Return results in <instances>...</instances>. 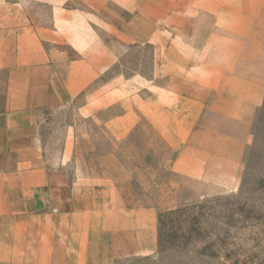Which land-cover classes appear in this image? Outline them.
I'll return each mask as SVG.
<instances>
[{"label": "crops", "instance_id": "obj_1", "mask_svg": "<svg viewBox=\"0 0 264 264\" xmlns=\"http://www.w3.org/2000/svg\"><path fill=\"white\" fill-rule=\"evenodd\" d=\"M72 1L0 0V264L156 253L158 211L240 180L264 102V0ZM111 6L129 14L124 41L155 45L153 79L100 80L116 61L98 21ZM79 99L94 133L70 125L51 156L46 123ZM132 148L139 171L168 174L152 175L151 205L130 201L136 176L121 155Z\"/></svg>", "mask_w": 264, "mask_h": 264}, {"label": "rangeland", "instance_id": "obj_2", "mask_svg": "<svg viewBox=\"0 0 264 264\" xmlns=\"http://www.w3.org/2000/svg\"><path fill=\"white\" fill-rule=\"evenodd\" d=\"M161 5L157 1L152 8L155 11L169 8L168 4ZM68 6L81 5L73 0ZM99 14L100 36L116 56L114 65L100 80L123 77L130 80L131 86H137L141 76L153 79L158 69L155 45L122 39L126 30L123 24L130 18L128 13L111 6ZM135 22L129 30L138 31L137 19ZM106 23L114 25V32L107 29ZM163 25L169 26V21L163 19ZM170 70V67L159 68V73L166 80ZM135 98L132 105L138 106V96ZM83 103L79 99L47 121L44 132L50 142L51 156L59 154L70 125H83L79 133H94L92 121L78 114V107ZM146 135L148 141L154 139L149 131ZM121 156L136 176L130 189L131 203L136 205L143 199L151 205L156 198L154 185L158 178H166L168 174L157 163L148 164L144 172L139 171L138 148H132L130 153L124 151ZM143 173L147 176L145 180L142 176L139 178ZM156 174L158 178L154 179L152 175ZM181 197L182 202L176 208L158 211L157 252L121 258L116 264H264V102L256 113L251 140L243 155L241 178L236 185L194 198Z\"/></svg>", "mask_w": 264, "mask_h": 264}]
</instances>
